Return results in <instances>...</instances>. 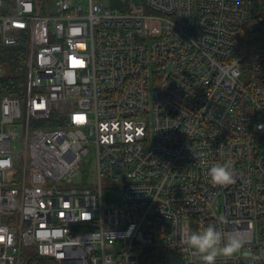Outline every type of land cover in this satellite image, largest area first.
<instances>
[{
    "label": "built area",
    "instance_id": "built-area-1",
    "mask_svg": "<svg viewBox=\"0 0 264 264\" xmlns=\"http://www.w3.org/2000/svg\"><path fill=\"white\" fill-rule=\"evenodd\" d=\"M248 16L247 0H0V43L29 50L25 95L0 98V264H201L186 235L208 225L248 241L216 264H264V37L244 39ZM92 148L97 185L68 187ZM225 162L236 183L212 184Z\"/></svg>",
    "mask_w": 264,
    "mask_h": 264
},
{
    "label": "trees",
    "instance_id": "trees-1",
    "mask_svg": "<svg viewBox=\"0 0 264 264\" xmlns=\"http://www.w3.org/2000/svg\"><path fill=\"white\" fill-rule=\"evenodd\" d=\"M9 2L10 0H5ZM117 0H114L116 2ZM248 21L243 26L242 34L251 45H258L264 37V0H247ZM29 56L28 40L23 39L16 45L7 46L0 43V64L7 71L0 76V98L3 95L23 97L26 93ZM147 264H176L172 254L153 251ZM24 261L28 264H58L52 257L40 256L33 252Z\"/></svg>",
    "mask_w": 264,
    "mask_h": 264
},
{
    "label": "clouds",
    "instance_id": "clouds-1",
    "mask_svg": "<svg viewBox=\"0 0 264 264\" xmlns=\"http://www.w3.org/2000/svg\"><path fill=\"white\" fill-rule=\"evenodd\" d=\"M236 175L235 169L229 162L214 163L208 170L211 183L221 187L235 184ZM247 242L243 231L234 229L230 232H222L213 225L202 227L199 231L186 235L190 255L201 264H216L218 258H231L238 254Z\"/></svg>",
    "mask_w": 264,
    "mask_h": 264
},
{
    "label": "rangeland",
    "instance_id": "rangeland-1",
    "mask_svg": "<svg viewBox=\"0 0 264 264\" xmlns=\"http://www.w3.org/2000/svg\"><path fill=\"white\" fill-rule=\"evenodd\" d=\"M106 5L110 4L111 0H102ZM23 104H25V98H23ZM81 180H76L74 183H70L68 187H77L80 189L89 187V186H96L97 185V169H96V158L95 152L92 148L91 152L84 156V159L81 163V171H80ZM118 180H113L109 177H103L104 189H105V196L113 194V189L107 190L108 187L114 188L115 184ZM106 203L109 204V200H106ZM105 203V204H106ZM106 204V205H107Z\"/></svg>",
    "mask_w": 264,
    "mask_h": 264
}]
</instances>
